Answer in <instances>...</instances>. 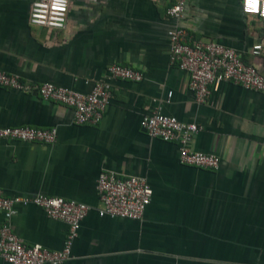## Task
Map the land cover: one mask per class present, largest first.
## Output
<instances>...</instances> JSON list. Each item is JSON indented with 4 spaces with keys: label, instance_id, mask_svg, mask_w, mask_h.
I'll use <instances>...</instances> for the list:
<instances>
[{
    "label": "crops",
    "instance_id": "0c3cea01",
    "mask_svg": "<svg viewBox=\"0 0 264 264\" xmlns=\"http://www.w3.org/2000/svg\"><path fill=\"white\" fill-rule=\"evenodd\" d=\"M34 1L0 0V70L29 87H0V127H55L57 138H0V188L90 206L62 264H264V94L224 81L197 103L187 72L169 61L167 34L183 25L234 48L264 76V19L244 14L241 0H186L179 20L167 14L174 0H69L65 28L50 30L30 24ZM110 64L144 77L112 80L97 124H76L73 108L38 92L52 82L86 93ZM155 106L196 123L191 148L217 155L219 167L181 164L175 142L150 138L141 120ZM101 172L146 178L152 198L141 220L99 216ZM15 209L9 223L24 244L63 247L64 221L33 204ZM0 264L8 263L0 256Z\"/></svg>",
    "mask_w": 264,
    "mask_h": 264
},
{
    "label": "built area",
    "instance_id": "2783aa9c",
    "mask_svg": "<svg viewBox=\"0 0 264 264\" xmlns=\"http://www.w3.org/2000/svg\"><path fill=\"white\" fill-rule=\"evenodd\" d=\"M69 0H35L30 7L29 22L34 26L50 30L65 28ZM186 0H174L167 8V14L176 20L184 17ZM244 14L264 19V0H241ZM169 61L188 74V85L197 103H205L212 90L224 81L239 84L247 89L264 94V76L258 69L244 62L240 54L229 46L196 39L183 25L168 30ZM261 44L253 46L252 52L260 55ZM141 71L130 66L110 64L107 78L94 84L84 93L72 88L44 82L38 92L44 100L64 104L74 110L76 124H97L112 97V80L140 81ZM0 87L27 90L29 87L15 74L0 70ZM172 96L168 92L167 100ZM141 127L150 138L175 142L181 164L216 170L220 158L215 154L195 151L191 148L193 136L199 126L184 122L175 116L165 114L160 106L143 115ZM0 138L52 144L57 138L55 127L29 126L0 127ZM100 205L99 216L141 220L147 205L151 202L152 189L146 178L130 175L116 176L112 172H101L96 184ZM33 204L42 208L47 216L67 224L64 245L59 250H49L39 244L28 246L12 231L9 220L16 213V205ZM90 206L84 202L44 194L7 196L0 188V256L8 264H62L71 258L72 244L77 237L82 219Z\"/></svg>",
    "mask_w": 264,
    "mask_h": 264
}]
</instances>
